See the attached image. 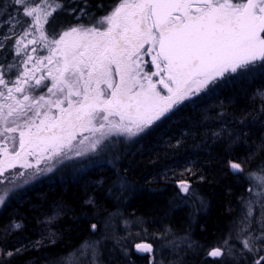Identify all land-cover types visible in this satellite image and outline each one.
<instances>
[{"label": "snow or ice", "instance_id": "snow-or-ice-1", "mask_svg": "<svg viewBox=\"0 0 264 264\" xmlns=\"http://www.w3.org/2000/svg\"><path fill=\"white\" fill-rule=\"evenodd\" d=\"M8 9L7 19L0 20V28L8 25L0 34V49L12 41L13 51L11 60L4 57L7 63H0V177L9 186L19 187L15 179L24 175L5 176L12 169L39 173L48 161L46 170L52 171L58 158L71 159L67 154L85 140L95 152L109 135L141 137L174 108L210 92L226 74L264 70V0H118L95 23H77L59 33L44 25L58 9L76 11L65 8L64 0H0V17ZM85 14L80 9L77 19ZM148 63L155 71L145 70ZM227 163L233 175L244 173L243 162ZM247 179L253 186L250 197L241 198L237 227L208 255L245 262L250 255L252 264H264V167L247 173ZM177 185L191 195L188 181ZM11 190L0 189V205ZM21 228L14 223L11 231ZM91 230L97 231L95 223ZM183 243L192 247L191 241ZM166 246L175 250L178 245L170 241ZM26 247H0V264ZM137 250L153 252L148 244ZM100 256L101 241L88 240L58 264H102Z\"/></svg>", "mask_w": 264, "mask_h": 264}, {"label": "trees", "instance_id": "trees-1", "mask_svg": "<svg viewBox=\"0 0 264 264\" xmlns=\"http://www.w3.org/2000/svg\"><path fill=\"white\" fill-rule=\"evenodd\" d=\"M117 2L83 0L80 5L85 15L61 18L58 9L44 27L59 33L77 23L91 25ZM82 169L42 178L17 191L0 207V247L15 250L27 246L4 264H58L62 256L88 240L101 241L102 264H144L143 255L134 251L143 243L138 137L113 139L107 150L93 156ZM14 223L22 228L11 231ZM93 223L97 225L95 233ZM50 238L55 243H50Z\"/></svg>", "mask_w": 264, "mask_h": 264}, {"label": "rangeland", "instance_id": "rangeland-1", "mask_svg": "<svg viewBox=\"0 0 264 264\" xmlns=\"http://www.w3.org/2000/svg\"><path fill=\"white\" fill-rule=\"evenodd\" d=\"M83 0H64V4H65V8L67 9H72L75 8L76 11L75 12H70V11H63L60 13L61 18H71V19H77V16L80 13V9H82L80 3ZM8 11H11V9H8L5 12V15L3 17H0V20L2 19H7V15H8ZM71 16V17H70ZM81 16V15H80ZM79 16V17H80ZM24 20H27L28 18L26 17H21ZM8 29V25L4 24V26L2 28H0V34H3L4 32H6ZM18 38V37H16ZM12 43V41H4V45L5 47L3 49H0V63H7V61L4 59V57H7L8 60H11L12 55H13V51H10L9 47ZM32 47H37L39 48L40 45H29V50ZM41 55H46V50L44 52L40 53ZM33 55L35 56L36 54L33 53ZM17 59H19V57H17ZM85 136H89V133H84ZM78 140L80 139V137L77 138ZM113 139H128L125 136H120V135H109L107 136V138L103 141V144L101 146H98L96 151L93 152L91 150H89L88 145H89V141L85 140V143L83 145H76L73 149L72 152H69L67 155L68 157H71V159L65 158V157H61L58 158V162L56 163V166L53 168L52 171H47V167L49 166V162L48 161H44L43 163H41L40 165V169L41 171L39 173H37L36 169H28V170H24V169H20L19 167H17L16 169H12L10 170V172L5 173V176H9L12 175V173H19L21 171L24 172L23 176L17 177L15 179V185H20L19 187H15L14 185L9 186L8 185V181L4 180V177H0V180H4L3 184H0V189L5 188L6 186L11 187L12 190L8 193V195L5 197V201L13 196L17 191H19L20 189L42 179V178H49L51 175H60V174H75V172L77 170H83L82 168H84L86 165L90 164L93 156L97 155L98 153H100V148L103 145H110L108 144L109 141H112ZM75 143V142H74ZM111 148V147H110ZM76 150H81L83 152L82 155L80 156H76L75 155V151ZM31 159V158H30ZM34 162V161H33ZM27 180V183H24V181ZM0 195H3V192H0ZM2 205H0L1 207Z\"/></svg>", "mask_w": 264, "mask_h": 264}, {"label": "water", "instance_id": "water-1", "mask_svg": "<svg viewBox=\"0 0 264 264\" xmlns=\"http://www.w3.org/2000/svg\"><path fill=\"white\" fill-rule=\"evenodd\" d=\"M140 244H143V243H138L137 245H140ZM137 245H136L135 248H134L135 253H137V254H139V255H143V252H139V251L137 250Z\"/></svg>", "mask_w": 264, "mask_h": 264}]
</instances>
